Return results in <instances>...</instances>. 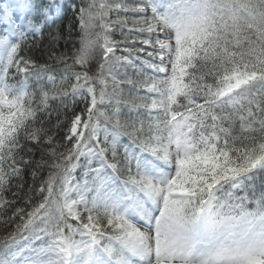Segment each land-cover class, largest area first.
Wrapping results in <instances>:
<instances>
[{
  "label": "snow or ice",
  "instance_id": "6c2138e0",
  "mask_svg": "<svg viewBox=\"0 0 264 264\" xmlns=\"http://www.w3.org/2000/svg\"><path fill=\"white\" fill-rule=\"evenodd\" d=\"M0 3V264H264V0Z\"/></svg>",
  "mask_w": 264,
  "mask_h": 264
},
{
  "label": "trees",
  "instance_id": "16d2710c",
  "mask_svg": "<svg viewBox=\"0 0 264 264\" xmlns=\"http://www.w3.org/2000/svg\"><path fill=\"white\" fill-rule=\"evenodd\" d=\"M71 2H72V0H66L65 3H64L65 4L66 15H65L64 20L62 22L63 25H72L73 24V14H72V12L67 11V6ZM77 2H79V0H77ZM78 33H79V29L76 28L75 29L76 36H78ZM60 47L63 49V47H64V42L63 41H61ZM54 122H55V116H53V118H52V123H54ZM43 176H45V177L47 176V171H45L43 173ZM24 179L26 181L25 189H27L28 184H31L32 183L30 170H26L25 171ZM2 234H3V226L0 225V235H2Z\"/></svg>",
  "mask_w": 264,
  "mask_h": 264
},
{
  "label": "rangeland",
  "instance_id": "374dc122",
  "mask_svg": "<svg viewBox=\"0 0 264 264\" xmlns=\"http://www.w3.org/2000/svg\"><path fill=\"white\" fill-rule=\"evenodd\" d=\"M65 1L66 0H61L62 3H65ZM2 6H3L2 3H0V7H2ZM77 174H79V173H77Z\"/></svg>",
  "mask_w": 264,
  "mask_h": 264
}]
</instances>
